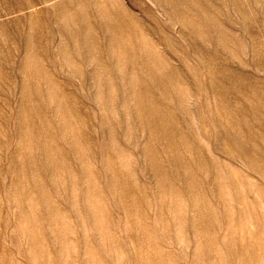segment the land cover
I'll use <instances>...</instances> for the list:
<instances>
[{
  "label": "rangeland",
  "instance_id": "1",
  "mask_svg": "<svg viewBox=\"0 0 264 264\" xmlns=\"http://www.w3.org/2000/svg\"><path fill=\"white\" fill-rule=\"evenodd\" d=\"M0 264H264V0H0Z\"/></svg>",
  "mask_w": 264,
  "mask_h": 264
}]
</instances>
